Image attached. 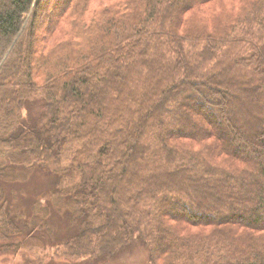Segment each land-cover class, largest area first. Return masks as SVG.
<instances>
[{"label": "trees", "instance_id": "trees-1", "mask_svg": "<svg viewBox=\"0 0 264 264\" xmlns=\"http://www.w3.org/2000/svg\"><path fill=\"white\" fill-rule=\"evenodd\" d=\"M106 1L0 0V157L66 152L94 214L56 257L264 264V0Z\"/></svg>", "mask_w": 264, "mask_h": 264}, {"label": "rangeland", "instance_id": "rangeland-1", "mask_svg": "<svg viewBox=\"0 0 264 264\" xmlns=\"http://www.w3.org/2000/svg\"><path fill=\"white\" fill-rule=\"evenodd\" d=\"M234 1L216 0L212 10L229 12L228 7ZM93 2L98 11L107 1ZM243 11L236 9L227 16L218 13L215 16H220L221 21L226 22L242 15ZM88 16H92V9ZM196 20L206 24L209 31L213 30L214 25L217 26L206 14L196 16ZM38 45L48 51L54 44H36L35 47ZM63 45L66 44H60L59 47H62L59 51L65 47ZM60 54L49 58L37 77L44 79L45 72L52 68L51 63ZM33 64L39 66V59ZM41 102L40 97H35L29 103L30 108L24 114L27 122L41 120ZM7 153L2 152L0 157V164L11 168L10 172L1 173L0 180L3 190L0 204V264H149L148 252L140 245L111 260L85 258L68 261L56 257L59 252H55L57 246L73 235L93 214L77 187L79 173L71 165L66 152L60 161L52 159L48 163H25L21 166H11L12 157Z\"/></svg>", "mask_w": 264, "mask_h": 264}]
</instances>
